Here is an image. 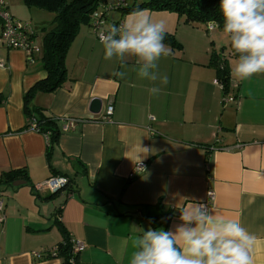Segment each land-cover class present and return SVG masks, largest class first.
<instances>
[{"label": "crops", "instance_id": "obj_1", "mask_svg": "<svg viewBox=\"0 0 264 264\" xmlns=\"http://www.w3.org/2000/svg\"><path fill=\"white\" fill-rule=\"evenodd\" d=\"M5 4L14 19L30 23L35 36L54 18L22 0ZM116 10L109 15L122 23L128 15ZM153 20L182 45L180 51L167 45L172 55L159 61L168 83L156 82L158 95L137 76L135 57H126L123 67L116 58L105 60L91 27H80L65 56L67 80L31 100L58 121L50 154L48 137L27 126L23 110L25 92L47 75L42 41L40 47L34 36L39 50L27 60L24 51L0 40V175L27 174L18 179L25 181L20 186L0 185V264H62L48 252L63 240V230L82 244L80 264H129L132 239L150 228L147 220L158 203L175 213L168 223L172 231L182 224L181 210L193 204H207L203 211L217 219L238 220L256 237L254 264H264V74L243 81L231 74L237 58L225 47L222 29L206 32L174 12ZM212 51L229 69L227 91L210 65ZM117 71L126 76H115ZM226 96L233 99L224 102ZM93 98L101 100L97 114L90 111ZM139 162L146 167L133 174ZM56 174L69 184L48 198L40 186ZM41 249V258L32 255Z\"/></svg>", "mask_w": 264, "mask_h": 264}, {"label": "clouds", "instance_id": "obj_2", "mask_svg": "<svg viewBox=\"0 0 264 264\" xmlns=\"http://www.w3.org/2000/svg\"><path fill=\"white\" fill-rule=\"evenodd\" d=\"M222 31L227 35L236 63L231 74L239 81L264 74V0H220ZM210 29H219L216 19L208 21ZM165 25L153 20L146 10L131 12L119 25L112 24L100 34L104 59L135 57L134 69L140 79L153 84L148 89L158 95L167 85V75L158 71L161 58L172 55L164 43ZM124 78L126 73L117 71ZM207 206L193 204L181 210L182 224L175 231L149 228L132 239L129 264H254L250 251L256 237L241 222L217 219L203 211Z\"/></svg>", "mask_w": 264, "mask_h": 264}, {"label": "trees", "instance_id": "obj_3", "mask_svg": "<svg viewBox=\"0 0 264 264\" xmlns=\"http://www.w3.org/2000/svg\"><path fill=\"white\" fill-rule=\"evenodd\" d=\"M28 7L38 8L52 12L53 20L48 26L42 27L45 30L42 38V67L46 71V77L37 81L24 94V114L27 121L34 119L37 131L45 134L49 140L50 154L53 146L57 143L60 134L58 121L53 117L43 114L41 108L33 106L31 100L38 92H50L58 89L67 80V69L65 65L66 53L79 33L82 25H91L92 13L96 11L101 0H22ZM127 0H119L115 6L123 14L139 10L171 11L174 12L186 24L197 26L202 25L206 32L208 21L216 19L223 27L222 17L219 10L220 0H132V3L125 5ZM109 9L108 7H105ZM105 10L102 11L105 13ZM34 33V32H33ZM35 36V34H34ZM164 43L172 50H181L182 45L177 41L173 33L166 32ZM210 65L216 69L217 81L223 90L227 91L230 86V72L226 63L219 54L211 52ZM28 126V124H27ZM60 175V174H56ZM27 179L23 170H11L0 175V185H11L18 179ZM56 193H49L48 198ZM157 213L150 217L164 230H168V223L175 213L164 210L160 203L156 206ZM60 227V226H59ZM61 228V227H60ZM152 229L155 227L152 224ZM56 255L62 260V264H80L78 252H74L72 242L63 230V240L57 244Z\"/></svg>", "mask_w": 264, "mask_h": 264}, {"label": "built area", "instance_id": "obj_4", "mask_svg": "<svg viewBox=\"0 0 264 264\" xmlns=\"http://www.w3.org/2000/svg\"><path fill=\"white\" fill-rule=\"evenodd\" d=\"M111 9V8H109ZM121 23L115 25L119 26ZM0 40L1 42L9 48L20 49L26 54L27 60H32V56L35 52H38V47L34 44V31L29 22H24L14 19V17L7 10L5 0H0ZM92 31L100 40V34L106 32L109 28L107 21L104 17L103 12L94 11L92 13V21L90 25ZM208 31L210 29L209 24L206 26ZM1 65V64H0ZM219 83V82H218ZM221 85V84H220ZM233 98L231 96L224 97V102L231 101ZM112 112V106H108L106 109V114L110 115ZM28 127L34 131H37V126L34 119L28 120ZM71 122H68L65 125V128L68 127ZM64 128V127H63ZM146 167L145 162H139L136 164L133 174H137L143 171ZM69 184V179L64 175H52L45 180V182L40 186V189H44L48 193H56L65 189ZM208 198L213 199V192L208 191ZM207 206V204H204ZM207 208V207H206ZM204 208L203 210H205ZM4 202L0 199V222L4 221ZM74 252H78L82 248L80 242L71 241ZM50 256L56 255V248L54 247L49 252ZM45 254V250L34 251L33 256L41 258Z\"/></svg>", "mask_w": 264, "mask_h": 264}, {"label": "rangeland", "instance_id": "obj_5", "mask_svg": "<svg viewBox=\"0 0 264 264\" xmlns=\"http://www.w3.org/2000/svg\"><path fill=\"white\" fill-rule=\"evenodd\" d=\"M118 1L119 0H101L100 1V5L96 9V11L102 12V11H104L106 9L105 7L111 8V9L105 10V13H104V17H105V19L107 21V24L111 23V22H117L118 23L120 21V19H118V18H116V17H114L112 15H109V14H111L113 12H119V10H116L115 8L109 7V6H112V5L115 6L118 3ZM131 3H132V0H127L125 5H129ZM144 10H146L151 15V17H153L154 19H155V16H157L158 18H162L163 16H165L167 14H171V11H155V10H148V9H144ZM139 11H141V10H139ZM43 12H45V14H53L52 12L45 11V10ZM129 14L130 13H126V14H122V15H129ZM121 20L124 21L123 18H121ZM85 25H82V27L85 26ZM42 27H44V26H39V29H37L36 36H35V39H36L37 43L40 45V47H41L42 38H43L44 33H45V30ZM227 43L228 44H225V47L229 48L230 45H229L228 39H227ZM147 221H148L147 222L148 226L150 228H152V224L155 227V229H160L161 228V226L158 225L157 222L151 221L149 219Z\"/></svg>", "mask_w": 264, "mask_h": 264}, {"label": "water", "instance_id": "obj_6", "mask_svg": "<svg viewBox=\"0 0 264 264\" xmlns=\"http://www.w3.org/2000/svg\"><path fill=\"white\" fill-rule=\"evenodd\" d=\"M100 108H101V100L98 99V98H93L90 102V111L91 113L93 114H97L100 112ZM25 181L23 180H18V181H15L13 182V186H20L22 184H24Z\"/></svg>", "mask_w": 264, "mask_h": 264}]
</instances>
